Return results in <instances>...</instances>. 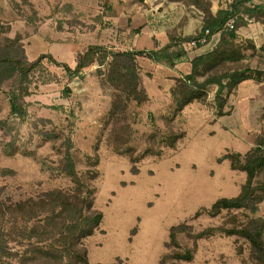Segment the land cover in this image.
Returning <instances> with one entry per match:
<instances>
[{
	"label": "rangeland",
	"instance_id": "374dc122",
	"mask_svg": "<svg viewBox=\"0 0 264 264\" xmlns=\"http://www.w3.org/2000/svg\"><path fill=\"white\" fill-rule=\"evenodd\" d=\"M192 1L0 0V44L17 38L18 51L26 61L51 55L73 70L77 55L89 45L103 44L115 52L135 49L131 40L110 39L107 17L114 5L128 2L153 8L147 12L148 21L161 12L172 17L185 12L192 19L195 37L206 22L202 7L211 8L212 0H198V8ZM254 1L260 10L250 24L237 20L236 36L255 46V50L246 51L244 65L260 72V81L239 84L223 109L228 115L217 114L216 86L211 85L204 102H193L172 118L170 88L175 78L171 75L177 73L144 57L137 58V65L149 100L139 106L130 102L114 116L110 111L118 93L97 73L98 69L106 73L105 66L93 64L72 74L42 60L30 74L28 94L20 101L23 112L18 115L10 114L7 93L11 84H3V199L17 202L54 189H74L71 179L61 173L64 143L69 138L77 176L86 184L96 173L90 186L96 191L94 209L103 214L98 230L84 241L89 264L117 260L121 264H160L173 226L185 223L198 233L211 227H232L247 218H264V200L254 213L232 210L210 217L204 211L219 198L237 196L245 183V174L232 170L223 157L243 156L257 139L264 140V0ZM221 33L211 38L217 40L187 51L183 58L189 61L209 51ZM171 131L184 133L173 148L167 147L165 140ZM115 144L121 145L120 153L114 150ZM144 154L135 164L137 174H132L130 158ZM96 155L98 163L93 165ZM197 212L200 214L194 218ZM177 240L182 249L194 247L185 233H179ZM172 263L254 264L244 239L220 232L197 241L191 262L165 264Z\"/></svg>",
	"mask_w": 264,
	"mask_h": 264
},
{
	"label": "trees",
	"instance_id": "16d2710c",
	"mask_svg": "<svg viewBox=\"0 0 264 264\" xmlns=\"http://www.w3.org/2000/svg\"><path fill=\"white\" fill-rule=\"evenodd\" d=\"M247 1L249 0H235L232 12L221 10L215 15H212L210 5L202 7L206 22L200 34L205 29H208L210 34L222 31L227 19L233 14H240V9L243 14L252 18L261 7L246 8L244 4ZM191 4L199 7L198 0H193ZM198 36L173 39L170 45L150 51L115 52L102 45H89L83 53L77 55L73 70L66 64L57 62L51 55L42 54L34 61L28 62L18 51L19 39H7L5 44H0V91L3 84L10 82L7 93L10 114L18 115L23 112L20 101L28 94L30 74L41 65L42 60L47 59L72 74H78L84 68L96 64L106 67V73L100 69L97 73L105 76L106 82L118 93L110 111V115L114 116L122 112L130 102L139 106L149 100L141 84L138 57L173 67L175 62L186 56L179 43L188 42ZM219 37L212 49L190 60L189 74L174 79V86L170 90L174 104L172 118L178 116L187 105L204 102L207 88L211 85L216 86L214 99L217 114L228 115L229 111L224 112L223 109L228 96L239 84L251 79L260 81V72L244 65L248 57L246 51L255 50V46L248 40L237 39L236 26L232 31H222ZM2 124L0 121V127ZM183 137L184 133L171 131L165 139L166 146L173 148ZM64 144L61 173L71 179L74 189H54L35 198L13 202L3 199V189L0 188V264H13L12 261L17 264H89L84 241L98 230L103 219L102 212L94 209L96 191L90 186V181L96 178V173L90 175L88 183L81 181L69 152L72 148L70 139L67 138ZM113 148L117 153L121 152L120 144H115ZM144 156L145 154L140 158H130L133 165L132 174H137L135 164ZM223 160L230 163L232 170L245 174V183L237 196L219 198L204 211L210 217L219 216L222 211L256 212L258 205L264 200V140L257 139L243 156L238 153L226 154ZM97 163L96 155L93 165ZM199 214L200 212H197L194 218ZM217 232L244 239L249 245V259L254 264H264V218H247L232 227H211L198 233H193L191 226L185 223L173 226L169 230V241L165 244L167 252L162 256L160 264L168 261L191 262L197 241L210 238ZM179 233H185L193 241L192 249L180 247L177 240ZM112 264L121 262L117 260Z\"/></svg>",
	"mask_w": 264,
	"mask_h": 264
},
{
	"label": "crops",
	"instance_id": "0c3cea01",
	"mask_svg": "<svg viewBox=\"0 0 264 264\" xmlns=\"http://www.w3.org/2000/svg\"><path fill=\"white\" fill-rule=\"evenodd\" d=\"M174 8L175 12H177V6ZM222 9L221 0L211 1L210 11L212 15H215ZM152 10L153 8H148L147 6L142 5L140 6L136 3L133 4L127 2L125 4L114 5L111 9V14L107 17V20L111 21L110 27L107 28L111 35L110 39H113V41H115V39H128L129 41H132L131 44L133 45L132 47L135 48V51H150L159 50L170 45L171 40L173 39L193 37L194 29L189 14L180 12L172 17L170 15H164L161 12L154 16V21H148L150 17L147 12ZM200 19L202 20L201 17ZM196 21L200 24L198 19H196ZM100 45L105 46L103 44ZM147 60L152 64L171 68V71L177 73L171 75L173 78L181 77L178 76V72H182L184 74L183 76H185L189 74L191 70L190 60L188 61L185 58L175 62L173 68L165 64L155 63L149 59ZM172 85L173 81L169 87Z\"/></svg>",
	"mask_w": 264,
	"mask_h": 264
},
{
	"label": "built area",
	"instance_id": "2783aa9c",
	"mask_svg": "<svg viewBox=\"0 0 264 264\" xmlns=\"http://www.w3.org/2000/svg\"><path fill=\"white\" fill-rule=\"evenodd\" d=\"M235 0H221L222 4V10L232 12V5L234 4ZM246 8L249 9H255L258 7V3H256L254 0H249L245 4ZM241 18L248 24L252 23L251 18L247 14H233L231 17L227 19V21L224 23L222 27V31H232L235 29L237 20ZM216 34H210L208 29H205L202 34H200L198 37L188 41V42H180L179 47L183 49L185 52L195 49L197 46H204L208 45L211 38H213Z\"/></svg>",
	"mask_w": 264,
	"mask_h": 264
}]
</instances>
